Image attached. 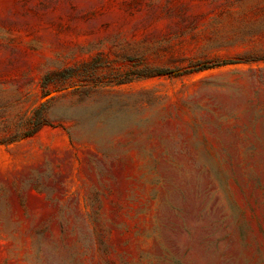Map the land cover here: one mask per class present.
<instances>
[{
    "label": "rangeland",
    "instance_id": "rangeland-1",
    "mask_svg": "<svg viewBox=\"0 0 264 264\" xmlns=\"http://www.w3.org/2000/svg\"><path fill=\"white\" fill-rule=\"evenodd\" d=\"M0 264H264V0H0Z\"/></svg>",
    "mask_w": 264,
    "mask_h": 264
}]
</instances>
